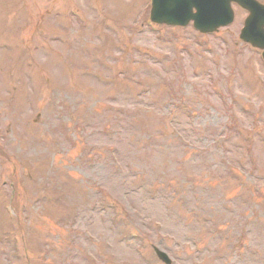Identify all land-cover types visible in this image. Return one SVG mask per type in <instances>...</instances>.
I'll list each match as a JSON object with an SVG mask.
<instances>
[{
    "label": "rangeland",
    "instance_id": "1",
    "mask_svg": "<svg viewBox=\"0 0 264 264\" xmlns=\"http://www.w3.org/2000/svg\"><path fill=\"white\" fill-rule=\"evenodd\" d=\"M261 1L264 3V0ZM91 7H97L102 10L103 15L107 18L109 26H112L113 20H116L120 22L118 24L120 27L118 28L114 25V28H111L114 32H106L102 27L104 19L97 16L95 18L91 12ZM144 8L147 10L146 0H0V47L2 44L8 47L6 51L0 50V174L4 175V177H2L5 180L14 179L12 177L15 176L16 173L12 174V176H10V173L14 169L13 167H15L18 175L16 180H14L21 186L20 191L26 193V195L21 193L18 201L20 203V209L28 211V216L30 215V217L28 221H20L22 222L21 228L16 229V233L20 236L22 235L26 241V243L24 241V247H26L30 255L34 257L33 264H52L45 263L40 258H37L36 261L35 258L37 252L43 248L38 246L42 243V240L46 238L43 234L45 236L50 235L48 237L52 240H54L55 236L58 234L63 236L68 235L69 232L73 234V229L69 227L68 224H65L68 220V212L74 210L78 198L79 200H83L79 203L77 209L82 205H87L88 200L86 197L87 194L85 193H88V191L86 192L85 187L90 189L96 181H106L109 179L107 178L109 170H105V168L100 165H90V163L94 161L92 158L96 155L95 150L90 151L89 154L85 151L83 153L85 157L83 160H79L77 156L81 154L82 146L78 145L73 147L72 143L64 141V136L60 134L63 131L74 130L75 124L69 120L70 116L76 117L77 119L79 117V119L88 126L89 130L96 127V123H91L92 126L87 124L90 123L87 120L91 119L90 114L88 118H85V113L81 116L73 111V104L77 101L74 99L75 97H80L83 101V104L80 106L86 105L89 107L90 105L91 107H96L97 103V106L105 109L108 105V102L102 99V94L104 93L102 89L95 84L96 82H87L86 80L74 78L73 74L78 75L79 71L87 65L96 68V71L109 68L112 73L116 72L117 66L121 68L127 66L131 72H138L139 74H136L138 77L146 78L149 82L150 75L147 74L146 71L149 69V71L155 70L160 72L161 70L160 66L152 65L148 62L141 63L137 67L134 66V64H129L127 61L120 62L117 66H112L114 64V59L119 55L118 49L125 43L151 49L159 55H163V57L166 55L169 58L173 57L179 59L177 68L180 69L184 67L188 73V78L185 80L184 85L180 86V89L181 91L183 90L184 95H186L184 100L198 108V113L194 117V121L195 124L202 129L203 136L206 137L208 141L211 142L213 137L217 136L219 132L223 130L230 118L228 115L229 108L224 101V97L215 94L214 87L208 86V84L211 83L210 80L212 81L213 78L215 79L213 80L217 82V87L215 89H219L221 92L223 91L222 95L225 96L228 102L235 99L237 104L235 105L234 111H236V123L240 130L237 129L233 132L230 145L227 144L229 151H233V145L231 144L235 140L241 138L245 141L242 135H251L252 137L258 138L260 141L263 140L261 138V128L257 127L253 132L250 127H252L251 123L254 121L255 117L252 112L253 110L256 111V105L261 103L264 98V88L262 85L257 84L260 80L264 82V65L260 60V54L257 50L254 51L250 46L243 48L238 45L239 43L241 44L239 29L246 17V12L234 5L236 16L234 22L230 26L222 28L216 35H204V37H199L191 25L184 29L181 28V30H179V28L166 26L160 29V27L151 25L149 20L144 18L146 14L148 15L147 11H143ZM72 10L81 11V13L84 14V18L81 19L78 17L79 15H77L74 16V19L69 15ZM58 13L60 14L58 15ZM94 19H96V21H93ZM86 20L91 23V26L87 29H85L87 26L85 23ZM78 21L84 23V26L82 27ZM136 22H139L140 25L145 23V26L139 29L140 32L138 34L132 35L130 29L134 27ZM150 31L157 33L159 35L158 37H161V39H157L156 35L149 33ZM175 32H177V34H175ZM216 36L226 43L223 44L217 41L215 39ZM195 41L202 46L198 47L195 45ZM184 46L188 47V49L192 51V54L188 51L183 53L181 49ZM211 47L213 49H211ZM205 50H212V53H207ZM126 56L142 59L140 54L136 52L127 53ZM213 57H216L221 62V67L224 69L222 70L224 73V76H222L224 82H221V79L217 78L218 76L216 73H213L214 71L212 74L203 73L198 77L194 76L192 73L191 69L193 67H200L201 69L203 65L200 62L201 59L205 61L207 68L209 66L212 68L210 62ZM54 62L61 64V66L57 68L59 65ZM95 64L96 66H93ZM161 66L166 67L167 64L162 63ZM231 66H236L238 70L234 75L229 73V67ZM170 67L176 70L172 73L169 72L167 78L170 77L174 81H181V78L175 75L178 69L173 65ZM64 68L72 76L71 80H68L69 83L66 80L68 74L64 71ZM89 69L92 70L91 68ZM142 73H144L145 76H142ZM164 73L166 72L164 71ZM50 77L52 79H49ZM228 77L230 80L227 81L226 78ZM130 78H124V80L121 81L123 85L130 89L129 99L126 98L122 100L125 109H120L121 107L118 106L119 110L115 111V108L112 106L114 109L106 113L108 117L104 120V124L108 123L109 118L113 122H117V124L121 123L126 126L127 132L125 136L128 137L129 135L128 138L134 142L135 147L133 148L135 153L146 157L150 162L149 167L155 171L156 167L163 169V172L167 173L165 176L166 181H177L180 183L183 174L186 173L191 177L193 175L196 176L200 182L210 184L211 193L218 190V192L220 191L227 195L232 194L236 190V182L234 180H226L222 176L220 177L215 170H209L207 166H201L204 161L201 156L197 157L196 161H187L185 163V170L187 171H184V165H181L180 172L178 170L174 171L171 166L169 167L171 159L180 158L182 162L191 160L192 152L187 151L184 156L179 157L180 148L175 146L176 143L173 145L171 144L170 150L167 149L166 146L164 147L163 144L153 147L154 145H152V142L155 140V136L158 138H166L170 133L167 125L163 127L157 122V120L160 122L163 116L158 115V112L153 109L150 112L146 111L140 104H148V101H150L149 98H151L150 96H145L146 99L140 100V103L135 101L134 91L138 89V86L134 85ZM55 81L57 82V87L63 88V90L69 92L68 96L60 92L57 87H53ZM253 86H256V88H253ZM154 87L158 89L157 97L161 100V102H157L162 104L166 87L163 83H160L159 86L158 82L154 83ZM196 88L198 90H196ZM177 89H179V87ZM109 90H111V88H109ZM77 91L79 92L76 93ZM198 91H201L200 94ZM57 98L60 100L63 108L61 113L57 111ZM178 100L177 98H173V100L168 101V107L171 106L170 104L178 102ZM248 103L253 105V109H251L252 112L249 114L241 111L242 105ZM81 108L82 107H80V111ZM158 108H160V106H158ZM161 109L166 113V110L162 107ZM54 113H59L57 116L59 115L61 119L65 118V121L61 122L55 119ZM258 116L260 120L259 125L263 129L264 112L261 116ZM68 127H70V129H68ZM161 128L165 129L167 135L160 133ZM91 138L98 144L99 151L104 153L103 151H105V143L107 141L97 140L98 137H96V135ZM41 139L46 141L44 145L39 143ZM260 141H256L257 150ZM57 142L60 143L59 145L62 146L64 150L66 149L63 156L68 164L64 167V162H58V165L61 167L58 169L60 178L58 181H54L53 184L55 189H53L51 183H47L48 180L46 179L45 172L48 170L49 159L54 156L51 147L55 145V143L58 144ZM131 145L132 143L130 142V146ZM128 148L131 149V147L124 142V152L129 154ZM233 152L238 157H241V155L245 156L243 151ZM7 154L10 155L9 157L12 160V162L10 161L12 164L10 165V162L5 160ZM214 155L218 160H223L217 156L218 153L214 152ZM229 155L234 157L232 153ZM171 165L174 166L173 160ZM259 165L261 167L260 173L264 174V159L260 160ZM29 166L31 167V173L35 175L32 176L31 182L34 179L43 181L42 186L46 192H49L48 195L60 197L59 204H47L45 216L41 215L38 217L41 209V202L34 206L30 204L33 197L39 194V188L36 187V189H34V186L31 187L30 184L28 188L24 186L25 181L23 174L25 169L29 172ZM67 167L73 171H70ZM197 172L201 174L197 175ZM146 174L150 175L149 172ZM156 175H158L157 172ZM139 179L140 177H136L134 182H137ZM79 180L85 185L83 189L79 187ZM34 182L31 184L34 185ZM85 182L88 183V185ZM1 189L3 188L0 186V190ZM77 189L79 190L77 191ZM186 193L190 196L193 195L190 189H188ZM198 193L202 195L203 198H206V202L211 203V213L214 216L215 223L218 221L223 224L224 218L227 217L232 220L233 216L223 214L219 206L214 205L216 204V200L214 196L210 195L209 191L205 192L198 189ZM81 195L82 198H80ZM140 195L141 196H136L137 203L146 206V208H150L149 202L144 198L145 196L142 194ZM190 196H185L184 202L189 201ZM203 198H200V203L201 200H204ZM262 204H264V200L260 204V209L258 211L254 210L256 216L253 217L252 220H248V223L252 225L253 232L247 236L249 242L246 248L251 246V248L256 251V256L261 257L260 259L253 258L247 253L248 250L245 249L244 252L251 259L250 264H255L253 263L254 260H256V262H258V260L261 261V263L257 264H264L262 260L264 259V229L262 228L264 224V205L261 206ZM182 207V216L187 217L192 225V229L200 228L202 233L205 234V244L203 242L202 244L203 253L208 256H204L207 258L205 259L207 261L211 255L208 253L206 247L211 244H209L206 235V225L204 221L199 222L191 214L190 207ZM176 209L180 210V207L176 206ZM162 218L166 225L164 230H169L178 235L177 248L181 251V255H183L182 253L186 254L183 255L181 261L174 259V261H177L175 264H196L194 261L190 260V258H195L193 245L181 242L187 241L185 233L189 234L190 225L185 227L182 223L178 225L174 221H184L186 218L181 220L174 214H171L169 217L166 216L165 213L162 214ZM93 222V219L86 213L79 217V227H76L77 234H73V236L75 237L77 235V239L81 241H79V243L72 241L77 253H79L77 248H80L82 251L86 248L84 244L88 245V248H95L85 237L84 232H82L85 228H89L95 234H100L102 237L106 236L110 240H116L118 237L119 233L111 230L110 226H107V223L103 225L101 222H98V220H96L94 224ZM9 226L10 224L6 215L0 213V248L3 247L1 240L2 236H4L1 230L2 228H9ZM178 229H180V231ZM43 230L44 232H42ZM79 231H81V234L78 233ZM41 232L42 236H40ZM156 235L157 231L154 230L149 235L143 236V239L146 240L148 237L156 238ZM47 242L53 246L52 248L56 246L55 240ZM139 242L140 238L133 237L134 244L132 242L129 244L125 243L124 245L118 244L113 249L107 248V244L102 243L100 245L102 261L106 264H124L125 260H130L131 264L132 262L133 264H162L155 259L156 257L151 246L142 249L140 255H143V257L139 258L137 254L135 255L133 253V248L134 245ZM170 244L174 245L172 242H170ZM55 253L64 254V250L62 247H58ZM2 257L3 256L0 254V264H6V261ZM75 258L80 259L78 257ZM208 262L210 263L209 260ZM232 263L233 260L230 258L227 264ZM20 264L25 263L22 260ZM60 264H63V262ZM197 264L207 263L203 260L197 262Z\"/></svg>",
    "mask_w": 264,
    "mask_h": 264
},
{
    "label": "water",
    "instance_id": "2",
    "mask_svg": "<svg viewBox=\"0 0 264 264\" xmlns=\"http://www.w3.org/2000/svg\"><path fill=\"white\" fill-rule=\"evenodd\" d=\"M176 2H177V0H169L167 6H168L169 8H173V7L175 6ZM226 2H227V0H226ZM228 2H229V0H228ZM192 4H194V1H193V0L190 1V5H192ZM173 9H174V8H173ZM195 16H196V15H191L192 18H195ZM189 17H190V16H187V17H185V18L187 19V18H189ZM160 19H161V18H160ZM161 20H164V19H161ZM175 22H176V21H175Z\"/></svg>",
    "mask_w": 264,
    "mask_h": 264
}]
</instances>
